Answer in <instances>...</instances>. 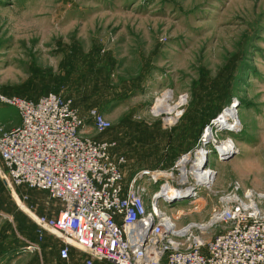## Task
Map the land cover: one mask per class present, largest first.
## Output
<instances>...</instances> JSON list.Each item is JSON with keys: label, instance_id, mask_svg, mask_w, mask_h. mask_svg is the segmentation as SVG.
Returning a JSON list of instances; mask_svg holds the SVG:
<instances>
[{"label": "rangeland", "instance_id": "obj_1", "mask_svg": "<svg viewBox=\"0 0 264 264\" xmlns=\"http://www.w3.org/2000/svg\"><path fill=\"white\" fill-rule=\"evenodd\" d=\"M0 91L33 100L56 91L81 115L96 107L109 129L98 133L87 121L83 130L115 140L125 182L141 168L178 176L175 163L202 147L201 168L214 174L191 190L198 211L193 192L159 199L177 226L208 220L219 193L235 183L264 192V0H0ZM165 92L164 110L153 111ZM232 109L236 129L215 125ZM18 123L14 107L0 106L1 129ZM228 139L234 148L224 153L218 146ZM191 163L185 184L195 182ZM1 180L0 264L59 260L60 239L46 231L39 238L33 219L51 215L56 200ZM32 242L38 248L26 249Z\"/></svg>", "mask_w": 264, "mask_h": 264}, {"label": "built area", "instance_id": "obj_2", "mask_svg": "<svg viewBox=\"0 0 264 264\" xmlns=\"http://www.w3.org/2000/svg\"><path fill=\"white\" fill-rule=\"evenodd\" d=\"M0 106L14 107L21 120L0 130V177L9 188L45 190L59 202L56 215L33 219L39 238L46 231L61 240L60 259L67 260L74 246L87 254L86 264L94 259L111 264H264V192L235 183L219 193L208 220L177 226L159 207L160 198L168 199L164 186L192 193L208 182L194 178L185 184L182 171L175 176L160 167L141 168L125 182L126 158L114 153L115 141L94 140L83 130L90 121L102 133L110 121L95 107L81 115L59 93L33 100L0 91ZM149 183L157 185L152 192ZM192 196L190 204L198 211L199 196L195 191ZM220 224L228 225L210 234ZM25 248L38 246L32 242Z\"/></svg>", "mask_w": 264, "mask_h": 264}, {"label": "bare ground", "instance_id": "obj_3", "mask_svg": "<svg viewBox=\"0 0 264 264\" xmlns=\"http://www.w3.org/2000/svg\"><path fill=\"white\" fill-rule=\"evenodd\" d=\"M169 97H170V94L168 92H165V94H163L161 96V98H158L156 100L155 106H153V111H158V112L163 111L164 106H165L164 104ZM167 111L172 112L173 107L168 108ZM214 123L217 126L223 125L225 128H228L229 130L236 129L237 125H238V120H237L235 110L232 109V111H227L223 114H220L218 116V119H216ZM210 133H211L210 128L205 130L203 132V135H202V140L209 139ZM218 147L222 152L225 153L227 151L233 150L234 143L231 139H228V140L222 142ZM204 153H205L204 149L202 147H198L196 149L195 153L192 154L191 159H190V157H187V156L182 157V159L179 161V163L182 166V173H183L182 179L183 178L185 179L186 174H187V173H185L186 172L185 163H187L189 160H191L192 163L190 164V170H187V171L195 177L196 181H198L199 183H204L200 180H203V181L208 182V183L212 182L213 170H210L209 168L202 170V168H201L202 163L205 159ZM164 191L167 194V197L169 200V199H173L176 196L187 195L190 191V188H186L183 190V189H178V188L169 187V186L166 188L164 186Z\"/></svg>", "mask_w": 264, "mask_h": 264}, {"label": "crops", "instance_id": "obj_4", "mask_svg": "<svg viewBox=\"0 0 264 264\" xmlns=\"http://www.w3.org/2000/svg\"><path fill=\"white\" fill-rule=\"evenodd\" d=\"M17 117L19 119V123L17 125H15V126H18L20 124V122H21L18 112H17ZM12 121H10V123H12ZM15 126H12V127L8 128V129H2V130H9V129L15 127ZM0 130H1V128H0ZM55 202L57 203L56 208H54L55 211L49 216H53V215L57 214V211L59 209V202L58 201H55ZM53 236H55V235H53ZM56 238H58V237H56ZM47 241H48V239H47ZM61 245H62V242H61V244H59V247L57 249V253H58L59 248H60ZM79 253L82 255V257H79ZM48 257H50V256L48 255ZM58 257H59V255H58ZM87 257L88 256H87V254L85 252L81 251L80 249H77L74 246H70L69 247V258L67 260L60 259V258H59V260H51V259H49L47 263L48 264H86L85 261H86ZM92 264H111V263H109L107 261H103V260L94 259Z\"/></svg>", "mask_w": 264, "mask_h": 264}, {"label": "trees", "instance_id": "obj_5", "mask_svg": "<svg viewBox=\"0 0 264 264\" xmlns=\"http://www.w3.org/2000/svg\"><path fill=\"white\" fill-rule=\"evenodd\" d=\"M2 92H4V91H2ZM49 92H55V93H57L56 91H49ZM5 93H7V92H5ZM46 93H48V92H46ZM46 93H44V94H46ZM7 94H10V93H7ZM20 96V95H19ZM27 98H29V97H27ZM72 101V100H71ZM73 105V104H72ZM90 108V107H89ZM96 108V107H95ZM109 129V128H108ZM107 130V129H106ZM105 130V131H106ZM104 131V132H105ZM110 140H112V141H115L114 139H112V138H110ZM115 154H123V153H121V152H114ZM124 155V154H123ZM125 156V155H124ZM126 158V157H125ZM122 169H123V166H122ZM123 171V170H122ZM126 179V178H125ZM0 180H1V178H0ZM2 181V180H1ZM27 189H29V188H27ZM57 201V200H56Z\"/></svg>", "mask_w": 264, "mask_h": 264}, {"label": "water", "instance_id": "obj_6", "mask_svg": "<svg viewBox=\"0 0 264 264\" xmlns=\"http://www.w3.org/2000/svg\"><path fill=\"white\" fill-rule=\"evenodd\" d=\"M203 164H204V162H203ZM3 182L5 183V181L3 180ZM160 196V195H159ZM176 198V197H175Z\"/></svg>", "mask_w": 264, "mask_h": 264}]
</instances>
